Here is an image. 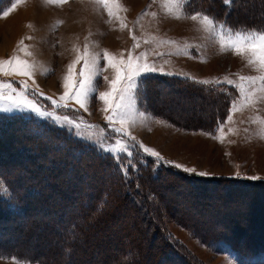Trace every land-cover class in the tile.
Returning a JSON list of instances; mask_svg holds the SVG:
<instances>
[{
    "label": "rangeland",
    "instance_id": "1",
    "mask_svg": "<svg viewBox=\"0 0 264 264\" xmlns=\"http://www.w3.org/2000/svg\"><path fill=\"white\" fill-rule=\"evenodd\" d=\"M7 2L0 0V62L13 57L27 61L30 75H5L0 71V82L11 83L18 90L22 81L30 89L38 87L43 95L29 91L28 98L55 115L0 111V116L29 120L25 131L31 133L23 140L37 137L38 132L32 131L38 129L39 122L64 132V137L75 142L81 164L70 162L68 166L62 161L66 156L63 139L42 145L34 138L36 145L24 152L37 154L43 149L48 156L38 154L18 162L12 156L5 159L0 155V257L7 258L0 259V264H11L12 258L25 264H164L156 258L163 247L152 246L147 227L154 221L193 264L264 261V255L243 259L212 241L219 235L233 236L256 248L259 234L264 233L258 231V226L264 225V195L254 202L253 195L244 201L226 199L214 188L198 193L175 175L178 171L186 173L182 169L159 166L154 170L148 158L152 170H144L145 164L135 155L130 158L135 166L124 172L121 160L125 158L122 164L127 162L125 153L109 154L94 143L100 137L112 145L120 139L136 151V146L106 124L102 101L90 99L85 111L74 102L67 109H58L47 99L63 94L68 67L85 47L98 58L104 52L125 60L129 52L134 56L146 54L147 63L154 64L157 71L138 78L131 135L165 160L209 173L206 178L238 180L254 176L258 179L247 180L262 184L263 190L264 91H260L259 78L264 77V71L258 65H249L246 55L222 50L202 18L192 20L189 14L215 17L204 9L192 8L191 0H109L111 17L99 0H68L63 4L20 0L3 17L15 0ZM263 4L264 0L238 1L240 21L262 18ZM137 43L139 46L134 47ZM100 63L106 69L103 76L112 80V68L103 60ZM80 67L77 64L76 70ZM3 68L10 70L7 65ZM168 72L173 75L164 74ZM155 76L168 77L177 86L146 82V78ZM242 76L256 78L251 87L252 102L231 113L230 98L239 95L236 87L199 83L227 79L247 87L249 82L241 81ZM108 81L97 77L99 92L109 90ZM229 114L231 121L226 119ZM65 116L83 122L75 128ZM222 120V131H215L214 137L203 134L215 130ZM12 138L0 141V153L12 150L10 146L15 148L17 143ZM47 147L52 149L44 151ZM83 150H92V156ZM131 179L138 182L135 190L142 188L144 192L135 199L138 212L123 202L131 196ZM122 188L125 195L119 194ZM143 197L149 200L145 217L140 213L145 206Z\"/></svg>",
    "mask_w": 264,
    "mask_h": 264
},
{
    "label": "snow or ice",
    "instance_id": "2",
    "mask_svg": "<svg viewBox=\"0 0 264 264\" xmlns=\"http://www.w3.org/2000/svg\"><path fill=\"white\" fill-rule=\"evenodd\" d=\"M20 0H15L10 9L3 12V17H7L11 11L16 7V3ZM58 3H67L68 0H54ZM100 3L107 9L109 17L113 16L112 9L109 8V0H99ZM224 3L230 8L232 0H224ZM189 18L197 20L202 18L207 31L214 38H218L221 49H229L235 52L237 56H247L249 65L257 66L260 71H264V31H230L228 26L224 23L215 21L214 18L209 17L206 13L189 14ZM126 25H122L125 27ZM136 40V37H133ZM137 43L134 47H138ZM100 60L106 62L107 67L112 68L114 77L108 81L106 76H103V71L106 69L100 63ZM80 64L79 70H76V65ZM3 65H7L8 69L5 70ZM0 71L5 75H30L29 64L27 61L19 60L17 57H13L10 60L0 62ZM157 68L154 64H149L146 61V54L140 56H134L132 52L128 53L127 59H117L107 52H104L101 57L90 55L87 47L82 54L77 55L76 59L68 67V74L63 83V94L58 99H52L51 105L58 109H67L70 102H74L79 105L80 109L87 111L90 99L96 98L102 101L104 104L103 111L107 114L105 116V122L112 128L113 133L119 136L125 137L128 142H131L136 146L134 152L129 148L128 143L117 139L115 144H109L104 137H100L94 141L97 148L109 154L125 153L127 162L122 164V169L127 172V169L135 166V161L130 159L134 155L139 158L145 165L148 164V158H151V163L155 170L159 166H173L176 169H182L184 172L197 176L204 177L209 175L207 172H196L193 168H187L180 164H175L173 161L165 160L164 157L152 148L145 146L138 142L135 136L130 133V127L135 122V103L137 99V81L138 78L146 73L156 72ZM163 72V69H160ZM165 75H173V73H164ZM97 77H103L104 80L109 83V90L106 92H99L98 86L95 83ZM261 80L262 87L260 91H264V77L259 78ZM241 81L247 80L248 86L244 83L234 84L231 80L224 81H201V84L214 83L216 85H222L224 83L232 84L238 89L239 95L230 98L229 112H235L241 110L244 106L252 102L251 87L255 84L256 78L253 77H240ZM34 83V81H33ZM141 92L143 90V81H140ZM7 90V91H5ZM32 91L33 93H39V88L30 89L25 82H21L19 90L11 83L0 82V111L3 112H30L39 117H53L55 114L42 110L36 102L28 98L27 93ZM98 93V96H97ZM65 121L69 125H73L75 128L80 127V123L73 120H68L67 116L64 117ZM226 119L232 120V116L229 114ZM224 121H219L216 129L213 131L205 132L204 135L215 136V131H222ZM90 127H96L90 125ZM127 178V176H126ZM247 179L255 180L258 177H247ZM2 187V185H0ZM0 259H7L6 257H0ZM11 264H25L24 261L16 260L12 258ZM264 264V261L260 262Z\"/></svg>",
    "mask_w": 264,
    "mask_h": 264
},
{
    "label": "trees",
    "instance_id": "3",
    "mask_svg": "<svg viewBox=\"0 0 264 264\" xmlns=\"http://www.w3.org/2000/svg\"><path fill=\"white\" fill-rule=\"evenodd\" d=\"M13 0H8V4H10ZM241 0H232V5L229 8L225 3L224 0H191V6L192 8H197L198 11H201V9H204L209 14L213 15L215 19L218 22L224 23L228 26L229 29L233 30H242L244 31H264V16L260 19L256 20H249L247 22H241L239 18V9L237 7V2ZM244 1V0H242ZM12 4V3H11ZM262 10L264 11V4L262 6ZM183 81V80H180ZM146 82L148 84H154L156 86H169L174 87L177 86V84L170 80L168 77H150L146 78ZM185 82V81H183ZM24 121V122H23ZM25 123V124H24ZM29 123V120L27 119H21L16 117H8V116H0V141L5 138H12L14 137V141L17 143L15 144V148L13 146H10L12 150L9 152H4V150L1 151L0 155L2 157L12 156L15 160L18 162H21L22 160H27L31 158L32 156H38V154L46 155L48 156V152L44 153L41 149L38 151L37 154L29 153L28 155L24 152L30 151L32 148V145H36L34 138L40 141V144L46 145L48 143V140H55V139H63L66 143V153L65 158L62 159V161H66L67 165L70 166V162L79 166L81 164V160L78 158V149L75 145V142L71 138L64 137V132L53 130L49 125L44 124L43 122H39L38 129L36 128L35 131L32 132H38L37 137L25 139L23 140L24 136L29 137L31 132H26L25 127L26 124ZM34 127V126H33ZM24 132L26 134L23 135ZM28 135V136H27ZM69 137H72L68 135ZM13 139V138H12ZM2 145V144H0ZM58 147V146H57ZM56 149V147H53ZM49 149L48 147L45 148L44 151ZM52 149V148H50ZM49 149V150H50ZM56 151V150H55ZM92 150L86 151L83 150L84 154H87L89 156H92L91 154ZM52 152V151H51ZM57 164L63 165L60 161H55ZM125 161V158H122L121 160V167L122 162ZM65 166V165H64ZM116 171H118V174H121V171L117 169V167L114 168ZM152 170L150 165H145L144 170ZM175 175L179 176L182 180H184L186 183H188L191 187L196 188V192L202 193L207 189L214 188L220 190V192L223 194L221 196H226V199L232 200L234 198H239L244 201L247 197H255L254 202L260 199V197H263L264 195V189L260 186H263L260 183L251 182L247 179H238V180H221L217 179L216 177H200L195 175L194 173H183L181 171H178L175 173ZM113 179L117 180L116 173H113L112 175ZM114 182V183H115ZM138 182H135L134 179H131V190L127 189V192L129 190V193L131 192V196L124 200L123 202H126L129 204L133 209L138 212V203L135 199L136 196L144 195V192L142 188L138 190V192L135 190ZM125 190H119L120 195H125ZM135 192V194L133 193ZM144 198L145 206L143 213L141 215L147 214L145 211L148 208L149 202L147 197ZM216 198L215 196H210L209 199ZM154 224L156 225L157 229L154 227ZM154 224L147 223V227L149 228L150 235L152 238V246L156 245L158 246L160 244L161 247H163L159 252L158 255H156V258L161 259L164 264H193V261L190 260L188 256L183 254L173 243L168 239V237L165 235V233L161 230H159L157 223L154 221ZM264 225L261 224V226H258V231H264ZM260 237H258V241L256 245V248L252 245L248 246L246 245V242H244L245 239L240 240L237 237L233 236H221L219 235L218 238L213 239L215 243L223 244L227 247V249L236 255H239L240 257H243V259L251 258L256 259L257 257L264 255V233L261 232L259 234Z\"/></svg>",
    "mask_w": 264,
    "mask_h": 264
}]
</instances>
